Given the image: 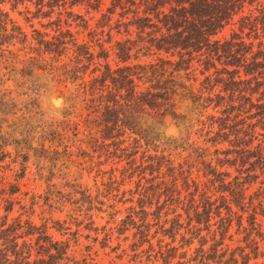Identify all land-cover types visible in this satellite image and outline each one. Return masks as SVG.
I'll return each mask as SVG.
<instances>
[{"label": "trees", "instance_id": "1", "mask_svg": "<svg viewBox=\"0 0 264 264\" xmlns=\"http://www.w3.org/2000/svg\"><path fill=\"white\" fill-rule=\"evenodd\" d=\"M5 1L0 0V62L8 51L3 49L5 45L10 47L15 41L26 42V35L13 25L9 14L1 8ZM13 1L15 5L34 3L38 7L37 15L44 17H49L54 8L68 4V0ZM103 3L104 0H70L69 5L71 9L85 5L99 11ZM44 8L50 11L43 12ZM115 15L118 16L115 24L117 33L128 37L116 43L119 60L126 63L142 53L143 56L157 55L156 63L117 69L105 64L101 71V66L95 62V59L107 58L101 43L98 45L100 53L95 56L89 45L79 43L70 30L50 40L46 39L48 35L35 30L38 48L34 50L38 57L50 56V63L42 57L32 58L28 75L32 73L30 68L39 71L55 69L52 64L67 55L71 48L74 49V68L66 74L71 73L75 81H80L74 100L83 97L87 112L83 125L88 143L96 152L117 157L120 162L122 157L131 158L128 162L129 177L140 178L137 188L142 195L140 208L143 223L137 229L141 244L150 242L151 226L144 224L149 215L155 216L157 225H160L159 231L164 236L174 238L184 226L180 224L182 216L176 214V210L171 211V207L182 205L188 219L185 228L192 236L187 240L182 236L184 245L191 244V240L199 238L203 231L210 233L211 221L219 219V240L215 235L211 239L213 244L205 251L206 238L200 237L201 247L196 251L194 261L236 264V252L226 259L227 251L219 247L223 246L235 219L238 228H242L245 215H248L249 226L244 229L247 232L245 241H250L248 247L256 258L260 249L257 238L264 242L263 226L258 221L259 217H264V0H112L102 18L109 24ZM67 16L80 21L78 26L82 23L87 26L83 16L74 11L67 12ZM236 19L239 32H234L226 40L216 39ZM60 21L50 25L60 27ZM91 36H94L93 33ZM8 54L14 55L11 51ZM92 66H95L92 75L101 74L87 82L86 74ZM198 70L204 77L198 89L176 81L177 73L183 71L187 72L188 81L189 75H192V81L197 82L195 72ZM141 80L144 82H139ZM186 101L191 102L192 109L200 116L207 115L210 122L206 133L209 139L205 143L211 144L214 152L210 153L209 147L193 148L197 159L201 160L204 176L209 180V186L204 184L203 190L200 183L191 180L190 172H186L187 175L179 173L182 188L178 178L170 183L162 177L147 179V171L152 176L155 172L159 173V168L155 170L152 164L136 165V158L133 157L137 153L129 151L134 145L139 147L141 142L150 146L160 141L163 129L168 128L170 121L176 126L183 124L185 115L179 113L178 104ZM201 124L206 125L204 122ZM76 130L78 128L69 124L63 128L64 132ZM49 136L50 142H58L59 145L65 139V135L57 131ZM191 137L192 134L188 133L186 141H190ZM194 145H189V148ZM112 147L114 151L110 152ZM211 155L216 158L209 159ZM5 157L0 144V162ZM156 179H160V183L154 184ZM142 181L147 186H143ZM256 186L257 190L249 195ZM191 187L195 190L188 193ZM211 187L215 194H220L219 198L213 200V196L209 195ZM18 192V185L10 186V196ZM183 193L188 195L182 198ZM187 197H190L188 201ZM6 202L7 214L0 218V264H96L73 257L70 253L72 240H56L47 226H38L22 217L9 220L14 204ZM153 206L155 212H148ZM165 209L166 219L161 222ZM170 214H176L171 221L167 219ZM193 222L196 225L191 226ZM169 223L171 226L166 228ZM132 224L135 223L132 221ZM252 235L255 238L251 239ZM166 247L167 250L158 252V256L164 264H171L178 249L169 248V244ZM241 258L243 264L249 261L248 254Z\"/></svg>", "mask_w": 264, "mask_h": 264}, {"label": "rangeland", "instance_id": "2", "mask_svg": "<svg viewBox=\"0 0 264 264\" xmlns=\"http://www.w3.org/2000/svg\"><path fill=\"white\" fill-rule=\"evenodd\" d=\"M111 1L104 0L102 8L95 11L85 5L71 9L68 0L65 7L54 8L49 17L37 15L38 7L34 3L24 2L15 5L13 0H6L1 5L9 14L13 25L26 35V42L21 44L15 41L10 47L5 45L3 49L8 51L0 62V144L3 145L6 154L5 159L0 162V218L7 214L6 201L13 202L9 220L17 217L29 219L38 226H47L49 233L56 240H72L70 253L78 260L86 259L96 264H164L158 252H165L166 245L169 244V248L178 249L171 264H203L199 260H193L196 251L201 247L200 237L206 238L207 243L203 249L209 250L213 244L211 239L215 235L216 240L220 238L217 224L219 219L211 221L210 233L203 231L199 238L191 240V244L184 245L181 241L182 236H185L186 240L192 236L185 228L188 219L182 205L171 207V211L176 210V214L182 216L180 224L184 226L174 238L164 236L159 231L160 225H157L155 216L149 215L144 224L151 226L148 238L150 242L141 244L137 229L143 223L140 208L142 195L137 188L140 178L129 177L131 171L128 170V162L131 158L122 157L123 161L120 162V159L113 155L111 157L104 152H96L88 143V134L83 125L87 115L82 102L83 97L74 100L80 81H75L71 73L66 74L74 68L76 56L74 49L71 48L67 55L52 64L55 69L39 71L30 68L32 73L28 75V66L32 58L42 57L50 63V56L38 57L34 50L38 48L35 30L48 35L47 40L70 30L79 43L89 45L95 56L100 53L98 45L101 43L107 52L106 59H95L101 66V71L105 64L117 69L127 65L147 66L156 63L158 57L154 54L143 56L140 53L137 59L132 58L126 63H122L116 56V43L128 37L117 33L115 29L117 15L109 24L102 18L111 6ZM49 11V8L43 9V12ZM70 11L83 16L87 26L86 23L78 26L80 21L68 18L67 12ZM57 20H61L60 27L50 25ZM237 21L236 19L233 24L226 27L216 39L226 40L234 32H239L240 26L235 24ZM9 51L14 55L8 54ZM94 68L95 66H92L88 70L87 82L100 76L101 72L91 74ZM199 73V70L195 72L198 76L197 82L192 81V75H189L188 81L187 72L183 71L177 73L176 81L193 85L198 89L204 79ZM52 101L57 107L53 106ZM178 106L179 113L185 115L183 124L176 126L170 121L168 128L163 129L160 141L150 146L141 142L139 147L132 145L133 148L129 151L137 153L133 157L136 158V165L152 164L155 170L159 168V173L155 172L152 176L147 171V179L162 177V180L170 183L174 178L179 179V173L185 172L187 175L186 172H190L191 180L200 183L203 190L204 184L209 186V180L204 176L201 160L197 159V153L193 152V148H211V144L205 143L209 139L206 133L210 122L207 115L200 116L192 109L190 101ZM203 122L205 126L201 124ZM66 124L78 130L64 132ZM192 125L193 127H190ZM54 131L65 135L66 140L64 139L62 145L49 141V134ZM188 133H191L192 137L187 142ZM193 143L195 145L189 148ZM113 151L112 147L110 152ZM209 152L213 153L214 148ZM211 158L216 157L211 155L209 159ZM157 183H160V179L155 180L154 184ZM11 185L19 187V192L14 196L9 195ZM142 185L147 186L145 181H142ZM179 185L182 188L181 179ZM257 188L258 186L253 188L249 195ZM194 190L195 187H191L188 193ZM188 193H183L182 198ZM209 195L213 196V200L220 197V194H215L213 187L209 189ZM189 198L187 197L186 201ZM166 211L167 209L162 211L161 222L166 219L164 217ZM234 211L237 209L234 208ZM148 212L154 213L155 206L148 209ZM176 214H170L167 219L171 221ZM247 217L248 215L244 216L242 228H238L237 220H234L223 246L219 249L227 251L226 259L232 252H236V264H243L241 256L246 254L249 255L246 264H264V242L257 238L260 249L255 258L248 247L250 241H245L247 232H244V229L249 228ZM132 221L135 224H132ZM258 221L262 224L264 232V217H259ZM194 225L196 224L193 222L191 226ZM170 226L171 223L166 228ZM200 227L204 228V225ZM157 231L160 233L156 234ZM253 238L255 235H252L251 239Z\"/></svg>", "mask_w": 264, "mask_h": 264}, {"label": "water", "instance_id": "3", "mask_svg": "<svg viewBox=\"0 0 264 264\" xmlns=\"http://www.w3.org/2000/svg\"><path fill=\"white\" fill-rule=\"evenodd\" d=\"M52 104H53V106H54V107H57V106L54 104V102H53V101H52Z\"/></svg>", "mask_w": 264, "mask_h": 264}, {"label": "bare ground", "instance_id": "4", "mask_svg": "<svg viewBox=\"0 0 264 264\" xmlns=\"http://www.w3.org/2000/svg\"><path fill=\"white\" fill-rule=\"evenodd\" d=\"M57 104H59V102H57Z\"/></svg>", "mask_w": 264, "mask_h": 264}]
</instances>
